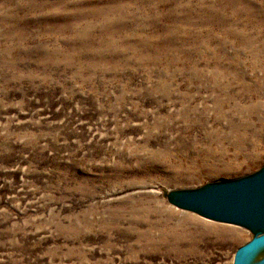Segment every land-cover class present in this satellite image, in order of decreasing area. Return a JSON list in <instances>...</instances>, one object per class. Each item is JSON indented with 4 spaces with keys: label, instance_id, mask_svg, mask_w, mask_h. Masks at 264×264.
I'll return each mask as SVG.
<instances>
[{
    "label": "rangeland",
    "instance_id": "rangeland-1",
    "mask_svg": "<svg viewBox=\"0 0 264 264\" xmlns=\"http://www.w3.org/2000/svg\"><path fill=\"white\" fill-rule=\"evenodd\" d=\"M262 166L264 0H0V264H232Z\"/></svg>",
    "mask_w": 264,
    "mask_h": 264
},
{
    "label": "water",
    "instance_id": "water-1",
    "mask_svg": "<svg viewBox=\"0 0 264 264\" xmlns=\"http://www.w3.org/2000/svg\"><path fill=\"white\" fill-rule=\"evenodd\" d=\"M169 197L177 207L246 227L254 233L237 248L232 264H247L264 247V166L239 178L173 190ZM258 264H264V258Z\"/></svg>",
    "mask_w": 264,
    "mask_h": 264
},
{
    "label": "bare ground",
    "instance_id": "bare-ground-1",
    "mask_svg": "<svg viewBox=\"0 0 264 264\" xmlns=\"http://www.w3.org/2000/svg\"><path fill=\"white\" fill-rule=\"evenodd\" d=\"M232 231H233V235L235 236V237H239V234H240V231H238V230H235V229H232ZM263 248V247H262ZM253 258V257H252ZM251 258V259H252ZM264 258V257H263ZM249 260L248 261V263L247 264H255V261H257L256 259H254V260ZM263 260V259H262Z\"/></svg>",
    "mask_w": 264,
    "mask_h": 264
}]
</instances>
